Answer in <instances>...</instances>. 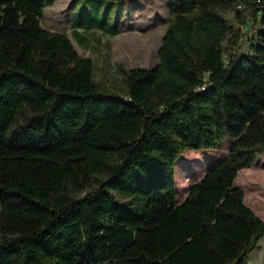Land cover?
I'll return each instance as SVG.
<instances>
[{"label":"trees","instance_id":"obj_1","mask_svg":"<svg viewBox=\"0 0 264 264\" xmlns=\"http://www.w3.org/2000/svg\"><path fill=\"white\" fill-rule=\"evenodd\" d=\"M54 2L0 0V264H243L264 237L234 184L264 153V0H169L158 62L123 69L125 97L40 26ZM226 138L176 202L177 158Z\"/></svg>","mask_w":264,"mask_h":264},{"label":"rangeland","instance_id":"obj_2","mask_svg":"<svg viewBox=\"0 0 264 264\" xmlns=\"http://www.w3.org/2000/svg\"><path fill=\"white\" fill-rule=\"evenodd\" d=\"M168 6L169 0H55L44 8L40 26L65 33L77 52L92 60V78L99 92L125 97L123 69L150 68L158 62L157 51L169 21ZM224 15L232 20L233 11ZM238 26L243 34L238 41L239 53L246 55L261 26L250 18ZM21 124L19 121L20 127L11 129V136L24 134ZM232 141L226 138L218 150L188 149L177 158L176 202L184 200L190 186L227 155ZM234 184L243 190L244 203L264 221V153L238 171ZM243 264H264V237Z\"/></svg>","mask_w":264,"mask_h":264},{"label":"built area","instance_id":"obj_3","mask_svg":"<svg viewBox=\"0 0 264 264\" xmlns=\"http://www.w3.org/2000/svg\"><path fill=\"white\" fill-rule=\"evenodd\" d=\"M238 7H240V5H238Z\"/></svg>","mask_w":264,"mask_h":264}]
</instances>
